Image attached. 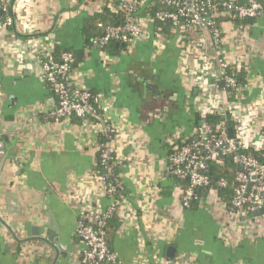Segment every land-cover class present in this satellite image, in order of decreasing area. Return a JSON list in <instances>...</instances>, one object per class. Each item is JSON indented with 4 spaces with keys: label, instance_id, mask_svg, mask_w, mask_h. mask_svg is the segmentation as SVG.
Masks as SVG:
<instances>
[{
    "label": "crops",
    "instance_id": "obj_1",
    "mask_svg": "<svg viewBox=\"0 0 264 264\" xmlns=\"http://www.w3.org/2000/svg\"><path fill=\"white\" fill-rule=\"evenodd\" d=\"M105 6L104 0H25L18 36L4 28L0 8V264H78L73 247L85 204H99L102 211L110 205L93 175L95 129L78 118L55 120L43 112L58 99L38 74L40 50L26 52L21 45L33 38L76 56L75 81L107 102L119 126L121 175L138 218L135 227L121 224L113 239L121 264H137L143 244L148 256L156 252L169 261L264 264L260 223L237 226L205 193L190 209L181 204L185 185L172 174L171 138L188 135L199 123L191 75L197 64L185 55L186 45L177 35L166 36L164 48L157 49L150 25V39L123 50L119 44L111 66H104L87 41L95 33L94 16ZM242 36L250 102L264 87V16Z\"/></svg>",
    "mask_w": 264,
    "mask_h": 264
},
{
    "label": "built area",
    "instance_id": "obj_2",
    "mask_svg": "<svg viewBox=\"0 0 264 264\" xmlns=\"http://www.w3.org/2000/svg\"><path fill=\"white\" fill-rule=\"evenodd\" d=\"M24 1L0 0L4 14L2 24L11 33L18 34L16 24ZM156 1L169 10L157 11L154 15L142 14L147 7L155 6ZM118 3L119 9L113 8L114 1L108 2L107 6L113 11H122V23L103 28V35L93 41L104 66H111L114 61L113 55L106 51L110 43L124 44L128 48L138 40L150 39V25L154 26L156 21L172 24L179 44L186 45L185 55L197 64L196 68L191 67V75L195 82L193 87L197 90L195 110L200 124L188 135L175 134L170 144L172 174L186 183L181 195L183 208L190 209L200 203L203 192L210 203L220 205L237 226L248 227L255 223L264 226V214L254 216L264 208V87L254 100L248 102L253 85L246 64L248 46L242 36L247 27L232 22L217 24L215 21L219 9L231 20H260L264 16V0H118ZM103 9L100 7L99 13ZM209 11L214 14L207 17ZM227 25L231 30L226 29ZM154 36L157 49H163L166 36L160 32ZM41 44L36 38L21 43L26 52L32 48L40 50L38 74L58 99L54 108L43 109V112L55 120L78 118L95 129L99 138L100 135L106 136L108 143H97L102 164L112 163L122 169L124 161L118 149L119 126L110 114L109 105L100 95L77 84L74 78L76 56L73 53L64 52L57 59L58 46L54 42ZM240 72L247 75L245 84L238 83ZM211 116L220 117L224 122L210 124L207 120ZM230 128L232 138L229 137ZM4 155V146L0 142V156ZM228 162L235 168L232 180L213 179L211 165L224 167ZM93 175L102 183L103 194L110 199V205L102 211L99 204H85L75 230L77 242L73 256L78 264H121L108 244L106 221L115 212L124 228L125 225L135 227L137 214L124 192L122 175L115 184L108 183L106 177L95 172ZM218 189L228 190L229 196L224 199ZM144 246L137 264H151V260L155 264H196L183 258L169 261L160 258L156 252L148 256Z\"/></svg>",
    "mask_w": 264,
    "mask_h": 264
},
{
    "label": "trees",
    "instance_id": "obj_3",
    "mask_svg": "<svg viewBox=\"0 0 264 264\" xmlns=\"http://www.w3.org/2000/svg\"><path fill=\"white\" fill-rule=\"evenodd\" d=\"M9 1L12 3L15 0H9ZM104 1L106 2V6L104 7L103 12L96 14L93 18L94 20L91 23L92 26H94L93 32H95V33H93L90 36V39L87 41L89 46H93L97 49H98V47L94 45L93 41L97 37H101L103 35V28L108 27V26L120 25V23H122V20L124 18L122 11H120V10L113 11L111 8H109L107 6L108 0H104ZM113 5H114L113 8L117 9L120 4L114 3ZM166 10H169V9H167V7L161 5L160 1H156L155 6L147 7L142 12V14L149 13L151 15H154L157 11H166ZM213 14H214L213 12L209 11V13L207 14V17L212 16ZM215 15H216L215 21L217 24L232 22L236 25H243V27H247V26H250L251 24H254L256 22L254 19H244V20L234 19V20H231L229 18V16H225V14H223V11L221 9H219L217 11V13H215ZM3 18H4V14L2 13L1 19H3ZM154 27H155V30L157 32L164 34L168 38H172V37H175L177 35V33L174 31L172 24H170V23H161V22L156 21L154 23ZM13 29L14 28L12 27L11 30H13ZM120 49L121 50L127 49V45H125L124 48L122 47ZM106 51H108L111 54V53L116 52L118 50L115 48V43H110L106 47ZM64 52H68V51H64L63 49H61V47H57L56 52H55V57L57 59H59L60 56ZM76 62H77V60H76ZM246 77H247L246 73L240 72L237 76L238 83L239 84H245L246 83ZM97 114L101 115V112L99 110H97ZM197 119H198L197 122L200 121L199 117H197ZM207 121L210 124H218L220 122L221 123L224 122L222 118L213 117V116L208 117ZM99 142L106 144V143H108V139L106 136L100 135ZM93 172H95L99 176L106 177L107 182L113 183V184H115L121 176L120 166L112 165V163L110 165L102 164L100 150H98V152H97L96 165H95ZM210 172H211L213 179H215V180L219 179V178L220 179L225 178L227 180H232V178L234 176L235 168L232 166L231 162H228L224 167L211 165V171ZM183 184L186 186L185 182H183ZM213 186H215L214 183H213ZM124 192L126 193V191H124ZM218 192H219L220 196H222L224 199H226L230 193V192H228V190L225 191L223 189H218ZM202 194H203V192L201 193V196H202ZM121 226L122 225L118 220L117 214L115 212H113L112 216L106 221V233H107L108 244H109L110 248H112L111 245L113 243V239L115 238L117 233L121 230Z\"/></svg>",
    "mask_w": 264,
    "mask_h": 264
},
{
    "label": "water",
    "instance_id": "obj_4",
    "mask_svg": "<svg viewBox=\"0 0 264 264\" xmlns=\"http://www.w3.org/2000/svg\"><path fill=\"white\" fill-rule=\"evenodd\" d=\"M121 45L124 46V44H121ZM118 46H119V44L118 43H115V47H118ZM222 86H224V84H222ZM229 137L230 138L233 137V131H232L231 128L229 129ZM263 214H264V208L261 209V210H259V211H257V212H255L254 213V216L258 217V216H261ZM52 240H53V233H51L50 236H49V238H48V241L52 242ZM168 251H169L168 252V256L173 257V253L175 251L174 248H170Z\"/></svg>",
    "mask_w": 264,
    "mask_h": 264
}]
</instances>
